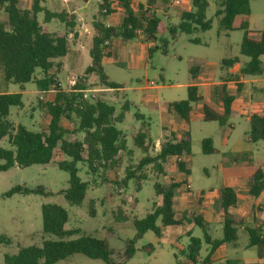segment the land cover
<instances>
[{"label": "rangeland", "instance_id": "1", "mask_svg": "<svg viewBox=\"0 0 264 264\" xmlns=\"http://www.w3.org/2000/svg\"><path fill=\"white\" fill-rule=\"evenodd\" d=\"M138 1L143 2L142 6L148 7L152 13H156L165 25L171 26L180 22V13L186 9V3L190 2V0H182L179 5H171L168 0H158L151 5L146 0ZM207 1L205 19L210 21V28L193 30L190 34L178 32L173 40L166 32L163 34V37L169 40L166 53L161 51L158 39L149 42V47L152 49L150 52L146 49V42L142 41L143 37L140 39L142 42L137 37L126 41L119 38L112 39L108 47L110 55L102 58V66L108 79L121 84V89L116 92L109 89L98 91L100 87L98 82L96 79H91L89 83L94 86L87 94L103 97L107 103L114 106L115 114L122 110L124 102H128V109L124 111L122 120L116 122L115 126L122 132L127 149L131 152L121 154L119 165L103 173L101 171L90 173L85 162L77 163L78 176L88 183L85 198L79 205L69 204L61 193L68 187V174L57 167L56 161L68 158L64 155L62 158L58 150L48 163L26 167L14 165L6 171H0V264H6L3 260L4 254H15L20 247L28 245L40 246L46 238L56 239L52 235L43 233L42 230L41 205L45 203H54L66 210L68 219L64 229L78 230V233L69 238H76L82 234L105 238L112 250L114 264H183L186 259L182 250L189 243L187 231H190L191 236L201 239L198 261L202 260L206 255L207 245L203 240L201 228L191 219L172 226H162L160 220H157L159 235L146 231L136 240L133 254L127 259L122 257L127 240L133 238L135 234L132 219L144 216L151 209L152 201L160 200L154 193L155 181L163 185L171 182V179L184 181L182 188L175 195L177 212L185 211L187 215L189 214V218L194 212H202L212 236L215 238L222 236L219 197L208 199L205 198V194L220 196L225 186L232 185L231 179L227 178L226 173L221 169L223 157L245 151L254 159H263L264 141H247L248 121L245 117L238 116L235 111L229 115L227 125L219 126L215 121L201 119V110L193 104L192 119L187 125L176 113H168L162 108L163 102L186 98V84L190 81L189 67L194 61L204 60L203 68L206 73L212 78L214 75L217 79L221 74L222 58L240 56L243 61L247 60L240 54L243 31L222 29L215 14L220 0ZM30 3L31 0H19V5L22 7H28ZM42 4L53 11L73 10L78 18L85 20L90 34L82 33V29L78 28L77 24L78 30L82 33L80 37L82 43L76 45L69 42V51L61 58V68L58 70L53 67L54 84L46 92L39 93L32 82L25 83L23 90H20L17 84L4 82L0 74V86L2 79L4 91L22 92V105L11 106L7 120L14 125L22 124L33 131L40 130L47 124L48 113L43 102L51 101L57 91L69 92L71 85L68 78L82 74L89 64L88 49L93 33L91 22L97 15L98 9V0H43ZM249 4L251 11L249 29L252 31L264 29V0H249ZM134 10L138 11L137 5H134ZM113 16L114 22L120 21L122 9L118 5H115ZM0 19H5L2 12ZM106 19L107 17L101 16L102 21ZM37 20L41 26L51 32L63 30L62 23L55 19L45 22L43 12L37 13ZM190 39H197L199 42L193 43ZM259 59L262 62L263 73L255 77H264V55ZM199 93L204 101H211L206 89L199 88ZM137 114L141 116L137 117ZM71 119L72 121L62 119V125L70 131L65 137L80 138V133H71L77 127V119L75 117ZM142 128L147 131L154 144L163 143L167 137H178V134L188 130L190 153L183 157L188 173H179L176 159L172 158L163 174L156 176L150 166L140 170L139 172L145 175V179L142 180L139 190L135 189L132 179L126 186L118 188L114 181L121 180L127 165L137 164L143 156V153L133 145L132 140V136ZM203 137L212 138L219 152L203 154L200 147V140ZM0 147H9L7 138L0 140ZM149 152L154 154L155 149ZM187 184H190V188L186 187ZM16 185L28 188L42 187L47 194L15 193L4 196L5 192ZM201 191L204 192L203 195L200 194ZM90 199L93 200V214L90 213ZM246 220H249L248 216ZM246 238L243 232H239L237 247L224 245L214 264H224L225 259H237L241 262L257 260L254 247L244 248ZM253 263L264 264V258ZM54 264L106 263L76 253Z\"/></svg>", "mask_w": 264, "mask_h": 264}, {"label": "trees", "instance_id": "2", "mask_svg": "<svg viewBox=\"0 0 264 264\" xmlns=\"http://www.w3.org/2000/svg\"><path fill=\"white\" fill-rule=\"evenodd\" d=\"M135 0H116L123 11V17L118 25H106L100 17H106L112 12L111 0H99L97 15L92 21L94 34L89 49L90 63L78 77L72 90L69 92H56L52 102H44L49 115L47 127L43 130L33 131L22 124L14 125L7 120L11 106L22 105L21 92L0 93V140L7 138L9 147H0V171H6L14 165L26 167L33 164H45L50 162L58 149L68 159L57 160L59 169L68 174V187L61 191L69 204L79 205L85 198L88 183L78 176L77 163L85 162L90 173L101 171L102 173L117 164L120 153L128 152L126 139L122 132L116 128L115 123L120 122L124 111L128 109V102H124L122 110L115 114L113 105L100 96L87 94L92 84H87L90 75L96 76L98 85L103 88L117 91L121 84L108 79L102 66L103 56H107L106 48L113 38L122 41L141 35L144 41L160 42V49L166 53L169 40L163 37L166 32L173 40L178 32L190 34L193 30H207L210 21L205 19L208 7L207 0H191V9L180 13V22L175 25H165L155 13L148 14L138 5L139 11L135 12L132 3ZM154 0H148L153 4ZM166 1V0H162ZM43 0H31L29 8H23L18 0H0V12L5 19H0V71L2 79L7 83L17 84L20 90L25 83L32 82L40 92H46L54 84L49 71L53 61L63 57L68 50V36L76 25V16L73 13L52 11L42 4ZM103 10H105L103 12ZM44 13V21L55 19L62 23L63 30L49 31L39 24L37 13ZM249 0H220L219 8L215 14L218 16L219 26L226 31H243L240 41V54L247 57L248 61L242 66L244 75H260L262 63L259 57L264 55V30L258 36H250L247 33L250 15ZM198 43L197 39H190ZM155 48H157L155 46ZM154 48V49H155ZM152 49H149V52ZM238 56L223 58L220 65L224 69L232 67L238 62ZM200 63H193L189 67L191 78L195 77L194 70ZM231 77V74H228ZM240 84L237 85V87ZM222 88H224L222 86ZM185 99L164 102L163 106L168 111L175 112L185 122L191 118V104L199 100L197 88L188 85ZM221 96L223 110L216 111L207 103L202 104V114L205 121H215L219 126H225L230 114L233 95L226 94L222 89ZM77 119L76 132H82L81 139H68L67 131L62 127L63 118L72 121ZM248 137L251 142L264 141V113H251L249 116ZM144 127V126H142ZM133 145L142 153V158L137 164H129L125 169L124 177L114 181L118 188L126 186L132 179L135 189L139 190L145 175L141 172L145 166H150L155 175L163 174L164 164L176 157L177 168L187 173L184 162L179 159L183 154L190 153V137L185 134L179 140L166 139L160 143L159 149L154 154V143L149 138L147 131L142 128L133 136ZM203 154H215L212 139L204 137L200 141ZM242 156H234L238 159ZM251 170L248 175V192L257 196L264 188V173L259 164L247 163ZM184 184L182 181H171L166 185L155 181L153 184L155 196L159 202L152 201L151 209L144 216L132 219L135 229L133 238L127 240V246L122 257L129 258L135 248L136 240L146 231H152L159 235L157 220L162 226L180 225L183 220H192L199 226L203 233V240L207 245L205 257L198 261V251L201 239L191 236L187 231L189 243L182 250L186 261L183 264H213L212 256L222 245L236 246L238 243V231L241 229L246 235V248L254 247L258 259L264 258V231L259 227L245 224L243 219L229 213V209L236 203V194L232 187H224L219 197V207L222 211V236L213 237L209 231L208 223L201 213H192L190 218L186 213H178L174 207V198L177 190ZM39 194L47 193L42 187L28 188L16 185L4 193V196L12 194ZM90 213L93 214V200H89ZM68 219L66 210L54 203L41 205V220L43 233L52 235L56 239L46 238L40 246L28 245L20 247L15 254H4L6 264H54L66 257L79 253L91 259H100L106 264H114L112 250L105 238L82 234L76 238H69L78 233L76 229L66 230L64 224ZM178 264V263H177ZM224 264H256L241 263L236 259H226Z\"/></svg>", "mask_w": 264, "mask_h": 264}, {"label": "crops", "instance_id": "3", "mask_svg": "<svg viewBox=\"0 0 264 264\" xmlns=\"http://www.w3.org/2000/svg\"><path fill=\"white\" fill-rule=\"evenodd\" d=\"M146 1L148 2V0H146ZM154 1H158V0H154ZM18 2H19V0H18ZM98 2H99V0H98ZM111 2H112V7L114 8V12H115V5H118V4H117L116 0H111ZM139 4L143 5V2L135 0L132 3L133 10H134V5H137V8H138ZM186 4H187V7H186L185 10H190L191 9V0H190L189 3H186ZM30 5H31V3H30ZM30 5L28 7L25 6L23 8H29ZM142 8H143V10L149 9L146 6H142ZM61 10H65L66 12L73 13L76 16V25H75L72 33H70L69 36H68V50H67V52H68L69 51V42L70 41L73 44L80 45L82 43L80 41V37H81L82 33L83 32H87V33L90 34V31L86 27L85 20L82 19V18H78L77 14L75 12H73V10H70V11H69V9H61ZM61 10H58V11H61ZM138 11H139V8H138ZM138 11H135V12H138ZM114 12H112L111 14L106 16L107 19L105 21H102L101 17H100V20L102 22H104L106 25H118V24H120V22L122 20V17H123V11H122V16H121L119 22H114L113 21L114 20V16H113ZM155 15H156V13H155ZM164 15H165V13H164ZM250 16H251V13L249 15V25H248L247 33L250 36H258L261 33V31L264 30V29H261L259 31H252L251 29H249V27H250ZM165 17H166V15H165ZM77 24H78V28L82 29V33L78 30ZM91 26H92V22H91ZM93 34H94V30H93L92 36H93ZM141 37H142L141 35L137 36V38L139 40L141 39ZM142 41H144V40H142ZM144 42H146V49H147V51H149V49H150L149 41L148 42L144 41ZM91 43H92V38H91ZM111 43H112V41H111ZM111 43H109V45L106 48V51L108 53L107 56L110 55V50L108 49V47L111 45ZM90 47H91V45H90ZM90 47H89V49H90ZM144 47H145V45H144ZM89 49H88V53H89ZM103 57H105V56H103ZM61 58H57V59H55L53 61V66H52L51 70L49 71V74H51L52 77H55V72L53 70V67H55L58 70L61 68V65H62ZM238 58H239L238 62H236L232 67L228 68L227 70L222 68L221 65H220L221 74L217 77V79L215 78L214 75H213V78H212L211 75L206 73V70L203 68V65L205 63L204 60L194 61V63L199 62L200 65H199L198 69L194 70V72H195V77L194 78H191V74H190V81H189V83L186 84V88H187L188 85H194L197 88V95L199 96V100L196 101V102H193L191 104V110H192V105L193 104L197 105L198 109L201 110V116H200L201 119H203V114H202V104L203 103H207V104L211 105L216 111L222 112V110H223V105H222V100H221V96L223 95L222 89H224L226 94L234 96V99L231 102L230 114L233 111H235L238 116H241V117L243 116L248 121L249 120V116H250L251 113H253V112H255V113H264V77H255V75L254 76H250V75L242 74L241 68L248 61V58L246 57L247 58L246 61H243L240 58V56H238ZM262 73H263V70H262ZM0 74H1V71H0ZM228 74H231L230 78L228 77ZM80 75H72V76H70L68 78V81H69V79L71 77H74V76L77 77V79H78V77ZM1 78H2V75H1ZM210 78H212V79H210ZM91 79H96V81L98 82L96 76L90 75L87 78V84L91 83L90 82ZM207 80H211V81H207ZM238 84H240V85L237 87ZM98 86H100V85H98ZM222 86L224 88H222ZM0 88H1L0 89V93L7 92V91H4L2 89V79H1ZM98 88L101 89L100 91L108 90L107 88H103L101 86L98 87ZM199 88H203V89L207 90V93L209 95V99L211 100L210 102H206V101L203 100V97L199 93ZM36 90L39 93H41L37 88H36ZM109 90H112V89H109ZM112 91H114V90H112ZM8 93H10V92H8ZM21 94H22V92H21ZM55 95H56V92L54 93V98H55ZM186 96H187V94H186ZM54 98L51 101H44V102H52L54 100ZM199 101H201V102H199ZM168 102H170V101H168ZM216 106H217V109H216ZM162 108L168 113H175L173 111H168L164 106H162ZM140 116H141L140 114H137V117H140ZM39 118H40V116H39ZM191 119H192V117L190 118V121H191ZM40 121H41V125H42V120L40 119ZM48 121H49V115H48ZM48 121H47V124H48ZM190 121L189 122H185L184 121V123H186L188 125L190 123ZM47 124L43 128H41L40 130L45 129L47 127ZM61 125H62V121H61ZM248 125H249V122H248ZM230 126L233 127L232 124H230ZM62 127L65 128L63 125H62ZM37 131H39V130H37ZM66 131L70 132L67 129H66ZM71 133H73V134L74 133L75 134L76 133H80L81 137L77 138V139H81L83 137V133L82 132H76V131L73 130ZM185 134H189V131L186 130L182 134H178V137H170V138L167 137L166 139H172L173 138L175 140H179L181 138H184ZM189 137H190V134H189ZM73 138H76V137H73ZM73 138H70V139H73ZM246 139H247V141L251 142L249 140L248 133H247ZM212 142H213V145H214V140L213 139H212ZM154 146H155V148H154L155 151H157L159 149L160 143L159 144H154ZM156 147H157V149H156ZM214 147L217 149V147L215 145H214ZM56 150H58V149H56ZM129 151L130 150H128V152H125V153H129ZM218 152H219V150L217 149V153ZM123 153L119 154V156L117 158V164L116 165H119V158H120V155L123 154ZM60 154L62 155V158H63V154L61 152H60ZM184 155L185 154L181 155L178 158L181 159L184 162V164H185V161L183 160ZM237 155L242 156V157H240V158H238L236 160L232 159L234 156H237ZM173 159H177V158L173 157ZM168 162H166L164 164V171L166 170V166L168 165ZM249 162H253V164H259L260 168H261V171L264 173V158L263 159H254L253 157H251V155L248 152H245V151L235 152L233 154H230L228 157H223L221 159V163H222L221 169H222V171H224L226 173L227 178L231 179V182H232V185H228V186H225V187H232L234 189V191H235V194H236V203H235V205L233 207H231L229 209V213L232 214V215L241 217L243 219V221L245 222V224L250 225V226H254V227H259V228H261L264 231V188L257 196H252V195L249 194L247 178H248V175L251 172V170H249L247 168V166H246L247 163H249ZM185 169L187 170V173H188V168H187L186 164H185ZM178 172L182 173V174H187V173L181 172L179 170H178ZM171 181L178 182V181H182V180H178V179L177 180H173V179H171ZM182 182L184 183V181H182ZM182 185L180 186V188L178 190H180L182 188ZM203 193L204 192H202V191L200 192L201 195H203ZM217 196L220 197L218 194H211V195H206L205 194V198H208V199L212 198V197H217ZM174 207H175V198H174ZM175 210H176V207H175ZM231 210H232L233 213L230 212ZM219 211H220V213L222 215V218H223V214H222V211L220 210V207H219ZM182 213H186V212L182 211ZM195 213H198V212H195ZM199 213H201L203 218H204L203 213L200 212V211H199ZM188 215L186 214L187 217H188ZM246 216H248L249 220H246ZM204 220H205V218H204ZM221 226H222V223H221ZM239 232H243V231L240 229L238 231V235H239ZM224 245H227V244H222L215 251V253L213 254V256H212L213 264H214V261L217 260L218 254H220V251H221V249H222V247ZM237 245L235 247H237ZM245 245H246V243H245ZM245 245H244V248H246ZM229 246H231V245H229ZM231 247H234V246H231ZM225 260H224V262H225ZM257 260H260V259H257ZM257 260H252L251 262H247V261H245V262H243V261L241 262L240 261V262L241 263H253V262H257Z\"/></svg>", "mask_w": 264, "mask_h": 264}, {"label": "built area", "instance_id": "4", "mask_svg": "<svg viewBox=\"0 0 264 264\" xmlns=\"http://www.w3.org/2000/svg\"><path fill=\"white\" fill-rule=\"evenodd\" d=\"M169 1V4H171V5H179V4H181V2H182V0H168ZM105 10H103V12H104ZM145 11L148 13V14H150V13H152L149 9H145ZM76 81H77V77H71L70 79H69V84L71 85V89H70V91L72 90V87L75 85V83H76ZM101 89H98V91H100ZM90 91H92V90H89V91H87V92H90ZM87 92H86V95H87ZM186 187L187 188H190V184H187L186 185ZM120 191V190H119Z\"/></svg>", "mask_w": 264, "mask_h": 264}]
</instances>
